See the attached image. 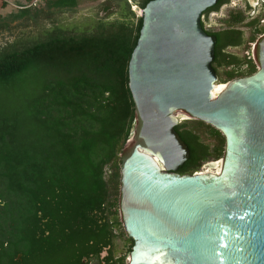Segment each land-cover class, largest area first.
Listing matches in <instances>:
<instances>
[{"label": "water", "instance_id": "obj_1", "mask_svg": "<svg viewBox=\"0 0 264 264\" xmlns=\"http://www.w3.org/2000/svg\"><path fill=\"white\" fill-rule=\"evenodd\" d=\"M218 0H151L129 66L135 124L120 166L128 264H264V34L251 74L218 82ZM200 120L224 137L221 158L179 173L189 149L174 127ZM129 251V250H128Z\"/></svg>", "mask_w": 264, "mask_h": 264}, {"label": "trees", "instance_id": "obj_2", "mask_svg": "<svg viewBox=\"0 0 264 264\" xmlns=\"http://www.w3.org/2000/svg\"><path fill=\"white\" fill-rule=\"evenodd\" d=\"M49 1L77 7L76 0ZM149 1L136 5L141 9ZM113 2L124 4L119 18L97 17L83 29L54 25L40 37L0 45V199L8 204L3 211L20 212L40 201L63 228L95 231L104 229L101 222L118 206L121 153L135 124L128 66L143 18L128 0H104L97 11L110 14ZM228 2L218 0L203 14ZM29 13L30 8L18 9L7 21ZM244 19L242 11L231 12L229 26L221 30L202 22L216 37L212 66L222 83L257 69L251 57L226 50L255 40L256 31L246 39L236 27ZM7 21L0 17V30L9 27ZM258 23L259 18L248 26L256 29ZM220 68L230 69L225 79ZM174 129L190 152L179 173L197 172L204 162L222 157L224 137L211 125L183 120Z\"/></svg>", "mask_w": 264, "mask_h": 264}, {"label": "flooded vegetation", "instance_id": "obj_3", "mask_svg": "<svg viewBox=\"0 0 264 264\" xmlns=\"http://www.w3.org/2000/svg\"><path fill=\"white\" fill-rule=\"evenodd\" d=\"M259 1L263 0H246L247 12ZM243 14L245 22L246 12ZM6 201L0 199V264H128L133 240L118 213V220L116 213H108L101 222L104 229L90 231L83 227L63 228L62 222L47 214L40 201L33 205L28 202L31 206L27 208L26 204L20 212L3 211L8 208Z\"/></svg>", "mask_w": 264, "mask_h": 264}, {"label": "rangeland", "instance_id": "obj_4", "mask_svg": "<svg viewBox=\"0 0 264 264\" xmlns=\"http://www.w3.org/2000/svg\"><path fill=\"white\" fill-rule=\"evenodd\" d=\"M9 1V6L2 8L0 7V17L4 20H8V16L11 12H16L18 9L14 7V4L23 3L25 0H7ZM77 7L74 9L69 8H58L54 5H51L49 0H44L36 8H30V13L22 18H19L13 22H8L9 27L0 30V45L6 44L8 42H13L17 40H31L37 37H40L45 30L51 28L54 25H59L65 28H75L83 29L88 25L92 24L97 17L108 16L109 19H116L122 16L124 12L123 3H114V6L111 8V13L107 14L105 11H97L98 5L104 0H76ZM138 0H128L133 11H135L137 16H141V9L133 7L135 2ZM253 5V4H252ZM247 3L246 0H229L227 5H223L218 12L209 13L203 16L202 20L205 22L206 28L210 30H221L229 26V21L231 17V12L242 11L246 12L247 20L243 23L237 24L236 27L241 28L244 31V36L246 39H250L254 31H256V38L253 42H248L247 46L242 47H232L228 48L227 52L234 53L239 57H251L252 51L251 47L255 44L257 39L264 34V0L259 1L257 5H253V8L247 12ZM259 18V23L256 29L248 26V22L253 21ZM262 29V32H257ZM253 59V58H252ZM254 61V60H253ZM246 67L242 66V70ZM227 71H230L229 68H220L219 72L222 79H225ZM230 81V80H229ZM220 82V81H218ZM224 83H221V85ZM185 120V118L180 119V122ZM179 122V123H180ZM203 138L206 142L214 144L215 140L210 138L208 135H204ZM127 143L124 146V149L121 153V157L124 156ZM216 160H211L204 162H213ZM202 164V165H203ZM202 171V166L200 170ZM118 209V217L120 219L119 207H113L112 212L116 213L115 210ZM117 231H120L118 229Z\"/></svg>", "mask_w": 264, "mask_h": 264}, {"label": "built area", "instance_id": "obj_5", "mask_svg": "<svg viewBox=\"0 0 264 264\" xmlns=\"http://www.w3.org/2000/svg\"><path fill=\"white\" fill-rule=\"evenodd\" d=\"M42 1L44 0H25L23 3L14 4L13 6L18 9L36 8L42 3ZM133 7H136V6H133Z\"/></svg>", "mask_w": 264, "mask_h": 264}, {"label": "crops", "instance_id": "obj_6", "mask_svg": "<svg viewBox=\"0 0 264 264\" xmlns=\"http://www.w3.org/2000/svg\"><path fill=\"white\" fill-rule=\"evenodd\" d=\"M1 1H5L6 3H8L9 4V1H7V0H0V7H1ZM137 1L135 2V5H133V6H136L137 7Z\"/></svg>", "mask_w": 264, "mask_h": 264}, {"label": "bare ground", "instance_id": "obj_7", "mask_svg": "<svg viewBox=\"0 0 264 264\" xmlns=\"http://www.w3.org/2000/svg\"><path fill=\"white\" fill-rule=\"evenodd\" d=\"M222 85H225V84H222Z\"/></svg>", "mask_w": 264, "mask_h": 264}]
</instances>
